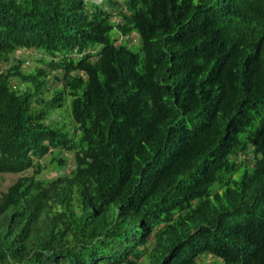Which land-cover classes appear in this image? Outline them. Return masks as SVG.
Returning a JSON list of instances; mask_svg holds the SVG:
<instances>
[{
	"label": "trees",
	"instance_id": "1",
	"mask_svg": "<svg viewBox=\"0 0 264 264\" xmlns=\"http://www.w3.org/2000/svg\"><path fill=\"white\" fill-rule=\"evenodd\" d=\"M0 174V264H264V0H0Z\"/></svg>",
	"mask_w": 264,
	"mask_h": 264
},
{
	"label": "rangeland",
	"instance_id": "2",
	"mask_svg": "<svg viewBox=\"0 0 264 264\" xmlns=\"http://www.w3.org/2000/svg\"><path fill=\"white\" fill-rule=\"evenodd\" d=\"M26 56H30V57H32L33 55L31 54V53H27L26 54ZM30 66V65H29ZM28 66V67H29ZM60 157L61 158H68V160H69V166L68 167H71L72 166V164H73V158H72V156H71V154H68V153H62L61 155H60ZM49 159V158H48ZM55 174H52L51 173V176H54ZM20 175L19 174H0V195H1V193L3 192V191H6L7 190V188L11 185V184H13L15 181H16V179L19 177ZM208 260H211V259H208ZM212 260H213V258H212Z\"/></svg>",
	"mask_w": 264,
	"mask_h": 264
}]
</instances>
